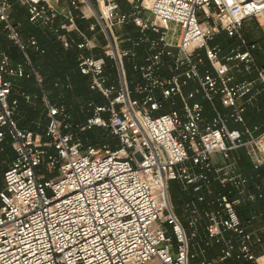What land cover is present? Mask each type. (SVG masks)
I'll return each instance as SVG.
<instances>
[{
    "label": "built area",
    "instance_id": "2783aa9c",
    "mask_svg": "<svg viewBox=\"0 0 264 264\" xmlns=\"http://www.w3.org/2000/svg\"><path fill=\"white\" fill-rule=\"evenodd\" d=\"M127 1L129 10L101 0L96 11L89 0H0V34L22 55L15 62L0 50V152L14 150L0 181V264H264L255 217L240 211L264 199V132L246 125L241 103L264 85L243 32L246 20H264V0ZM16 6L78 50V70L104 100L83 107L86 121L50 99L32 58L45 48L25 36ZM76 13L95 21L83 30ZM221 32L240 44L223 53L211 44ZM234 70L258 75L238 82ZM24 79L39 89L42 135L17 119L18 97H37L18 85ZM94 128L107 132L102 144L82 138ZM243 147L253 188L231 162ZM171 181L192 190L180 213Z\"/></svg>",
    "mask_w": 264,
    "mask_h": 264
},
{
    "label": "trees",
    "instance_id": "16d2710c",
    "mask_svg": "<svg viewBox=\"0 0 264 264\" xmlns=\"http://www.w3.org/2000/svg\"><path fill=\"white\" fill-rule=\"evenodd\" d=\"M77 22L80 26V21L78 19H77ZM30 28H32V30L27 31L26 33H25L26 30L24 31L25 35L26 36L36 35L37 38L39 39L40 44L45 48V51H46L43 56H37L35 53H33L32 58H33L34 63L39 67V71L44 78L45 88H46V91L49 93L50 99L55 104H66L68 106L69 110L71 111L72 115H73V121L75 123H80V122L86 121L87 115L85 114V111H83V107H85L91 100H94L97 103H104V100L100 96V94L93 93L89 90L88 78L86 76L82 75L80 73V71L78 70V53H79L78 50L75 48L67 50L63 47L61 42L56 39V37L45 32L43 29H42L43 32H39L36 29L37 27L33 28V26L30 25ZM0 50L3 51L2 49H0ZM45 59H48V61L49 60H55L56 61V66L60 70L59 71L60 73L58 74L59 77H54L52 80L51 76H47L48 72H50L49 71L50 67L47 66V69L44 67V63H45L44 60ZM257 61H258L259 66L264 67V63H262V61H260L258 59V57H257ZM45 78H46V80H45ZM58 80H61V82L64 83L63 88H62L63 92H59V91L53 92L52 91V89H54L52 86L53 82L55 85ZM66 84L67 85L72 84V86L67 88ZM18 85L21 86L23 90L32 92L33 90L37 89L39 92V89L36 85V82L33 79L32 80H26V79L19 80ZM72 87H75V89L77 91L76 95L78 98L77 102H80V103L76 104V111H77V108H79V106L81 105V109L83 112L82 117L76 116V114L74 113L75 107L74 108L71 107L73 104L72 103V96H71V92L73 90ZM18 99L20 100V109H19V114H20L21 108H23L25 106L26 102L20 96L18 97ZM19 114L17 115V119H18L21 127L26 128V129H30V130L35 128L34 125L32 124L33 120L31 118H29L27 116H24L23 118H19L18 117ZM43 121L45 122V124L47 123L46 117H45V119H43ZM94 129H96V128H94ZM94 129H91V130L85 132L84 134H82V138L87 143H90L93 145H98V144H102L103 142H105L107 139V132L103 131L102 129H100V130L102 131V138L103 139H100V140L94 139L90 135H88V133L90 131H93ZM13 158H14V153L13 154H7L6 149L1 152V154H0V172L4 173V171L7 169L9 163L12 161ZM1 180L2 179L0 178V181ZM254 204H256V203H254ZM178 213H180V212H178Z\"/></svg>",
    "mask_w": 264,
    "mask_h": 264
},
{
    "label": "crops",
    "instance_id": "0c3cea01",
    "mask_svg": "<svg viewBox=\"0 0 264 264\" xmlns=\"http://www.w3.org/2000/svg\"><path fill=\"white\" fill-rule=\"evenodd\" d=\"M120 3L124 10H129V6L123 1H120ZM77 16L78 20L80 21V27L83 30H86L89 24L95 21L94 18L81 19L78 13ZM127 30L134 34L133 28H127ZM243 32L248 43H255L257 45L256 57H258V59L264 63V26L261 25V30L257 31V29L254 28L251 19H248L244 23ZM254 35L258 42L257 40H254L255 38H251ZM73 36L75 37V34H73ZM96 36L98 38L97 44L100 46L99 43L101 39L104 38V36H102L101 33H98ZM217 39L218 43L212 44ZM211 44L220 46L223 53H228L231 48L239 45L240 42L236 38L229 37L225 32H221L211 41ZM244 49L245 48L243 47V50ZM87 53L100 55L103 52L101 48H97L94 51ZM233 74L236 76V81L238 82L245 80H256L258 75L256 71L252 73L243 72L242 74L236 72L235 70L233 71ZM254 93V98L245 97L243 100H241V103H243L244 107L246 125L250 128L258 127L254 134L259 135L264 132V85L260 81H256ZM231 162L234 164L236 172L250 178V187L253 188V185L257 180V172L254 170L253 161L248 156L246 148L243 147L234 151ZM260 173L264 176V166L261 168ZM240 211L243 218L247 219L255 217L251 229L262 240L261 243L255 246V252L259 257H261L264 263V199L257 202L256 204H252L245 200L240 207Z\"/></svg>",
    "mask_w": 264,
    "mask_h": 264
},
{
    "label": "rangeland",
    "instance_id": "374dc122",
    "mask_svg": "<svg viewBox=\"0 0 264 264\" xmlns=\"http://www.w3.org/2000/svg\"><path fill=\"white\" fill-rule=\"evenodd\" d=\"M91 2V4H93L94 8L96 11H99L100 10V4L99 2L101 0H89ZM120 1H123L126 5L129 6V3L127 0H120ZM87 6V2L85 3H82V7L85 8ZM87 11L88 13L90 14L91 12H93L95 14V11H90L88 8H87ZM77 14V13H76ZM12 17L16 20V21H20L23 23V30L25 31V33L27 31H30L32 30V28H30V23H29V20H28V15H27V12L25 11V9H22V8H19L18 6H16L13 10H12ZM92 18H94V16H92ZM91 18V19H92ZM95 20V18H94ZM250 20V19H249ZM251 21L253 22V26L255 29H257V31L261 30V25L264 26V20L262 18H252ZM261 24V25H260ZM34 28V27H33ZM37 31L39 32H43L41 28H36ZM127 30V28H126ZM117 32H119L120 30L119 29H116ZM24 33V34H25ZM26 36V35H25ZM29 36H34L38 41L39 39L37 38L36 35H29ZM28 36V37H29ZM251 38H255L254 40H257V38L255 37V35ZM98 39V38H97ZM258 42V40H257ZM107 41L106 39L102 38L99 45L103 48L105 47ZM215 43H218V39L215 40L212 44H215ZM0 49H2L3 51H5L8 55H10L12 57V59L15 61V62H18L22 59V56H21V53L18 49V47L16 45H14V43L8 38L7 34L6 33H3V34H0ZM108 63L109 64H112L113 63V60L111 59H107ZM44 67L47 69V66L50 67V72H48L47 76H51L52 80L54 77H59V68L56 66V61L55 60H49L48 59H45L44 60ZM45 77V76H44ZM46 80V78H45ZM57 82H59L58 84H55L54 85V82H53V88L52 91L54 92H63L62 88H63V84L61 82V80H58ZM61 82V83H60ZM72 86V84L70 85V87ZM66 87L69 88L66 84ZM73 90L71 92V96H72V108L75 107L74 109V113L76 114V116H80L82 117L83 116V112H82V109H81V105L79 106V108H77V111H76V104L77 103H80V102H77V91L75 89V87H72ZM51 91V92H52ZM38 90L35 89L31 92V94L33 95H37V97H32L33 98V102L30 103V102H26L25 103V106L23 108H21V112L19 114V118H23L24 116H27L29 118H31L33 121H32V124L34 125L35 128H33L32 130L36 133V134H39V135H42L44 134V131H45V127H46V124L45 122L43 121V119H45L46 117V112H45V109L42 105V102H41V99H40V96L38 95ZM73 116V115H72ZM88 135H90L92 138L94 139H103L102 138V131L99 129V128H96L94 129L93 131H90L88 133ZM6 153L7 154H13L14 153V150L11 148V147H8L6 148ZM1 154V152H0ZM2 176H3V172H0V178L2 179ZM192 193V190L189 189V188H184L182 186V184L180 183V181H171L170 182V195H171V201L173 202L174 206L177 208V211L178 212H181L183 210V206H184V202L186 201V199H188V197H190Z\"/></svg>",
    "mask_w": 264,
    "mask_h": 264
},
{
    "label": "bare ground",
    "instance_id": "6f19581e",
    "mask_svg": "<svg viewBox=\"0 0 264 264\" xmlns=\"http://www.w3.org/2000/svg\"><path fill=\"white\" fill-rule=\"evenodd\" d=\"M261 4H262L261 7H264V2H262Z\"/></svg>",
    "mask_w": 264,
    "mask_h": 264
}]
</instances>
